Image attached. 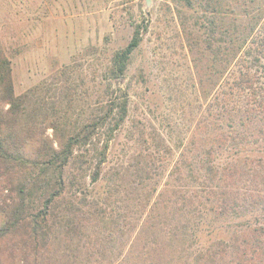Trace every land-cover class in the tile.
I'll return each mask as SVG.
<instances>
[{"label": "trees", "instance_id": "1", "mask_svg": "<svg viewBox=\"0 0 264 264\" xmlns=\"http://www.w3.org/2000/svg\"><path fill=\"white\" fill-rule=\"evenodd\" d=\"M174 1L213 108L171 164L167 139L135 121L128 138L138 145L107 165L130 117L129 92L114 80L140 25L85 119L70 112L69 65L49 101L33 89L17 95L0 53V264H264V166L253 153L264 140V0ZM87 180L104 182L99 196L84 191Z\"/></svg>", "mask_w": 264, "mask_h": 264}, {"label": "rangeland", "instance_id": "2", "mask_svg": "<svg viewBox=\"0 0 264 264\" xmlns=\"http://www.w3.org/2000/svg\"><path fill=\"white\" fill-rule=\"evenodd\" d=\"M179 8L174 0H0V53L10 61L15 93L33 89L58 101L54 88L61 87V70L69 65L76 104L70 112L85 119V110L108 82L105 73L114 52L129 43L140 25V45L126 74L114 80L129 92L130 117L110 142L107 165L138 145L128 138L135 121L146 132L156 131L167 139L175 153L171 164L180 141L186 143L213 108L211 98L199 93ZM64 102L58 103L56 117L62 115ZM46 133L53 137V128ZM253 149L264 166V140ZM103 190V181L87 180L84 187L89 197ZM240 221L228 228L239 227ZM256 223L264 224V219Z\"/></svg>", "mask_w": 264, "mask_h": 264}]
</instances>
